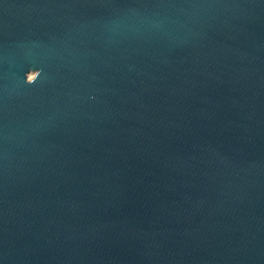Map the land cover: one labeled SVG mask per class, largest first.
<instances>
[{
	"label": "water",
	"instance_id": "obj_1",
	"mask_svg": "<svg viewBox=\"0 0 264 264\" xmlns=\"http://www.w3.org/2000/svg\"><path fill=\"white\" fill-rule=\"evenodd\" d=\"M0 264H264V0H0Z\"/></svg>",
	"mask_w": 264,
	"mask_h": 264
},
{
	"label": "clouds",
	"instance_id": "obj_2",
	"mask_svg": "<svg viewBox=\"0 0 264 264\" xmlns=\"http://www.w3.org/2000/svg\"><path fill=\"white\" fill-rule=\"evenodd\" d=\"M33 73H35V76L33 75ZM40 75V71L39 70H29L26 73V83L31 85L33 83H35L37 81V78Z\"/></svg>",
	"mask_w": 264,
	"mask_h": 264
}]
</instances>
